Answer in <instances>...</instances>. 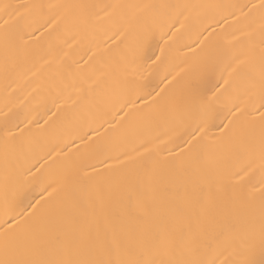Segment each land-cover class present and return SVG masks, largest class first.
Here are the masks:
<instances>
[{"label": "bare ground", "instance_id": "obj_1", "mask_svg": "<svg viewBox=\"0 0 264 264\" xmlns=\"http://www.w3.org/2000/svg\"><path fill=\"white\" fill-rule=\"evenodd\" d=\"M262 50L264 0H0V227L36 222L62 181L159 161L223 231L199 258L264 264Z\"/></svg>", "mask_w": 264, "mask_h": 264}, {"label": "snow or ice", "instance_id": "obj_2", "mask_svg": "<svg viewBox=\"0 0 264 264\" xmlns=\"http://www.w3.org/2000/svg\"><path fill=\"white\" fill-rule=\"evenodd\" d=\"M9 7L4 6L5 10ZM3 41L7 56L15 38L5 31ZM261 87L264 88V73ZM134 104L132 100L129 107ZM227 129L225 125L221 134ZM205 132L206 128H202L195 133L180 155L188 151L195 159L198 137ZM259 145L264 155V128ZM8 153L6 138V157ZM179 168L183 169V165ZM176 172V165L166 167L153 161L142 169L129 168L115 177L85 172L71 181H62L64 198L45 209L36 222L24 224L14 216L3 221L0 264H215L199 258V253L212 240L222 237L223 231L208 203L202 201L197 186L181 188L173 182ZM56 191L52 188L48 196ZM145 192L151 193L149 199L144 198ZM41 203L32 205L28 215H35ZM133 207L141 211L134 212ZM260 219L264 233V201Z\"/></svg>", "mask_w": 264, "mask_h": 264}]
</instances>
